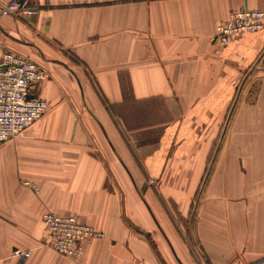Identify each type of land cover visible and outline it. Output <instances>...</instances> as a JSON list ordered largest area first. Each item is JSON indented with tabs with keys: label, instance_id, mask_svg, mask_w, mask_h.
I'll use <instances>...</instances> for the list:
<instances>
[{
	"label": "crops",
	"instance_id": "0c3cea01",
	"mask_svg": "<svg viewBox=\"0 0 264 264\" xmlns=\"http://www.w3.org/2000/svg\"><path fill=\"white\" fill-rule=\"evenodd\" d=\"M25 3L36 12L0 15V51L49 71L31 91L49 107L0 144V264H264V25L212 40L264 0ZM209 154L200 261L176 225ZM46 211L104 236L61 256L43 244Z\"/></svg>",
	"mask_w": 264,
	"mask_h": 264
},
{
	"label": "built area",
	"instance_id": "2783aa9c",
	"mask_svg": "<svg viewBox=\"0 0 264 264\" xmlns=\"http://www.w3.org/2000/svg\"><path fill=\"white\" fill-rule=\"evenodd\" d=\"M35 12L25 0H8L0 7V15ZM263 25L264 10H233L217 24L212 40L225 44L235 35L259 30ZM49 78V71L30 58L12 50L0 51V144L22 135L46 112L48 101L31 91L38 82ZM41 221L43 244L64 257H78L85 243L104 236L101 230L73 214L46 211ZM12 254L26 258L30 252L14 249Z\"/></svg>",
	"mask_w": 264,
	"mask_h": 264
},
{
	"label": "rangeland",
	"instance_id": "374dc122",
	"mask_svg": "<svg viewBox=\"0 0 264 264\" xmlns=\"http://www.w3.org/2000/svg\"><path fill=\"white\" fill-rule=\"evenodd\" d=\"M226 119L224 118L220 125V131H219V146H221L225 140L226 137ZM211 156L208 155V161L206 163V166L204 168L203 174L199 182L196 184V189L194 191V195L192 197V200L190 201V205L188 206L187 211V218H186V228L179 229V226L176 225L178 233H180L182 239L186 242L188 245L193 257L197 260L201 261V254L200 250L197 249L199 246V239L196 236L195 226L196 223V211H198L204 194L207 189V184L210 179V173H211ZM173 218V217H171ZM174 223V218L171 219ZM177 224V223H176ZM199 248V247H198Z\"/></svg>",
	"mask_w": 264,
	"mask_h": 264
}]
</instances>
